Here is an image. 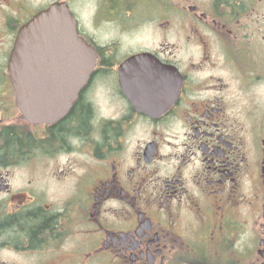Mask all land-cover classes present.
<instances>
[{"label": "flooded vegetation", "instance_id": "obj_1", "mask_svg": "<svg viewBox=\"0 0 264 264\" xmlns=\"http://www.w3.org/2000/svg\"><path fill=\"white\" fill-rule=\"evenodd\" d=\"M262 3L0 0V264H264ZM36 19L65 62L26 110L8 66Z\"/></svg>", "mask_w": 264, "mask_h": 264}, {"label": "water", "instance_id": "obj_2", "mask_svg": "<svg viewBox=\"0 0 264 264\" xmlns=\"http://www.w3.org/2000/svg\"><path fill=\"white\" fill-rule=\"evenodd\" d=\"M62 8L63 5H56L55 12L59 14ZM70 17L72 19L71 66L73 69L82 71L72 76L73 78L85 77L89 75L94 67L95 55L93 51V53L90 51V47L82 39L77 37L75 20L68 11H66V32L69 33ZM37 24L38 19L32 22L28 29L19 36L8 66L11 82L16 94V101L18 103L21 101L25 105L26 110L29 107L26 106L25 102L27 99L24 98V95L32 94L33 92L32 85L34 84V79L37 77L36 70L51 68L54 62L59 64L61 68H64L65 62L64 29L56 27L55 41L51 40L49 42V39H46L47 42H40L42 39L39 38L40 34L37 29ZM20 47H22L21 50H19ZM133 59H129L125 64L132 62ZM56 67L58 66L56 65Z\"/></svg>", "mask_w": 264, "mask_h": 264}, {"label": "rangeland", "instance_id": "obj_3", "mask_svg": "<svg viewBox=\"0 0 264 264\" xmlns=\"http://www.w3.org/2000/svg\"><path fill=\"white\" fill-rule=\"evenodd\" d=\"M261 8H262V12H264V3H262ZM257 89L261 91L262 89H264V86H258ZM223 259H225V258H223ZM214 260H215V258H214ZM216 260H220V259H216Z\"/></svg>", "mask_w": 264, "mask_h": 264}, {"label": "trees", "instance_id": "obj_4", "mask_svg": "<svg viewBox=\"0 0 264 264\" xmlns=\"http://www.w3.org/2000/svg\"><path fill=\"white\" fill-rule=\"evenodd\" d=\"M10 149H13V145H12V146H10ZM215 259H217V258H215Z\"/></svg>", "mask_w": 264, "mask_h": 264}]
</instances>
